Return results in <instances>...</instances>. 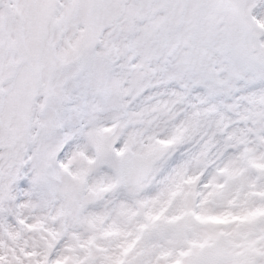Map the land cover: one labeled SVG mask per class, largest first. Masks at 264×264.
Returning a JSON list of instances; mask_svg holds the SVG:
<instances>
[{
    "label": "snow or ice",
    "instance_id": "obj_1",
    "mask_svg": "<svg viewBox=\"0 0 264 264\" xmlns=\"http://www.w3.org/2000/svg\"><path fill=\"white\" fill-rule=\"evenodd\" d=\"M0 264H264V0H0Z\"/></svg>",
    "mask_w": 264,
    "mask_h": 264
}]
</instances>
